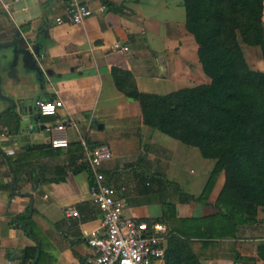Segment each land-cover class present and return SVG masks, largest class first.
Segmentation results:
<instances>
[{"label":"crops","instance_id":"0c3cea01","mask_svg":"<svg viewBox=\"0 0 264 264\" xmlns=\"http://www.w3.org/2000/svg\"><path fill=\"white\" fill-rule=\"evenodd\" d=\"M84 1L94 9L84 23L57 24L64 2L0 0V46L16 41L20 48L39 49L45 70L39 76L26 67L24 53L15 56L12 46L0 47L1 92L16 102L12 107L0 96V264L89 263L95 249L87 235L102 228V213L90 196L91 166L82 138L90 147H110L112 157L102 169L109 183L129 187L125 217H162L165 201L159 195L168 189L174 194L169 203L177 209L164 223L169 233L189 236L201 264H264L259 253L264 207L257 221L239 224L235 235L202 236L208 220L197 218L221 210L216 201L225 171L208 199L186 200L181 191L201 195L216 160L203 175L188 180L183 172L193 169L187 156L199 159L200 149L165 139L147 124L140 102L120 91L112 75L113 66L130 70L141 92L166 95L212 82L199 59L200 45L186 29L185 0H112L116 7ZM117 41L130 49L115 50ZM253 49L262 55L261 47ZM257 68L264 71L263 55ZM56 98L64 104L58 113L41 115L37 101ZM69 119L79 124L78 130L67 129L71 144L53 147L47 128ZM119 119L128 131L134 125V146L125 133L101 136L108 121ZM199 182L201 189L193 190ZM69 208L79 215L66 214Z\"/></svg>","mask_w":264,"mask_h":264},{"label":"trees","instance_id":"16d2710c","mask_svg":"<svg viewBox=\"0 0 264 264\" xmlns=\"http://www.w3.org/2000/svg\"><path fill=\"white\" fill-rule=\"evenodd\" d=\"M184 5L186 29L200 45L199 59L211 83L166 95L141 92L130 70L113 66L112 75L120 91L140 102L147 124L216 160L202 194H184L186 200L208 199L225 171L216 201L221 210L197 221L208 220L201 233L206 238L235 235L239 224L257 221L264 207V71L253 68L244 51L245 44L260 46L264 58V0H185ZM163 203L162 217L139 220L166 223L177 206ZM168 244L164 264H201L189 236L171 232ZM259 253L264 259V245Z\"/></svg>","mask_w":264,"mask_h":264},{"label":"built area","instance_id":"2783aa9c","mask_svg":"<svg viewBox=\"0 0 264 264\" xmlns=\"http://www.w3.org/2000/svg\"><path fill=\"white\" fill-rule=\"evenodd\" d=\"M64 2V13L55 19L57 24L71 22L84 23L94 9L84 0H58ZM115 50L128 51L130 46L121 41L113 45ZM61 99L38 100L41 115H55L63 106ZM79 124L72 119L58 122L47 128L50 144L53 147H68L71 140L67 129L78 130ZM88 156L92 174L89 187L91 199L102 213V228L89 232L88 245L95 250L88 264H157L164 260L168 251L169 229L161 221L149 222L127 218V185L109 183L103 171L104 162L112 157L111 149L104 143L90 147L81 139ZM66 214L79 215L77 210L66 209Z\"/></svg>","mask_w":264,"mask_h":264},{"label":"rangeland","instance_id":"374dc122","mask_svg":"<svg viewBox=\"0 0 264 264\" xmlns=\"http://www.w3.org/2000/svg\"><path fill=\"white\" fill-rule=\"evenodd\" d=\"M253 48H259L260 49L259 46H251V45L248 46V44H245L244 51H245V54H247V59L249 61V64L253 68H257L258 63L261 62L262 55H261L260 52H256V50L253 49ZM126 127H129V125L128 126H125L124 125V121H122L121 119H119V120H110V121H108V125L105 128V130H101L100 131V134L104 138H106V137H109V138L115 137V138H117V137H119V136H121L122 134L125 133L127 135V137H131V140H132V145L131 146H134L135 145V136L133 135V131L135 129L134 128V125H130L131 128L133 127V129H131L130 131H128V129H126ZM94 128L97 131H99L98 125L94 126ZM126 131H128V132L126 133ZM160 134L163 137H166L165 139L175 140V141L179 142V144L181 146H188V145H185L184 143H182L181 141L174 139L171 136H166L165 133H163V132H160ZM142 139H143V142H144L145 141L144 140L145 138H142ZM189 148L198 150L196 147L189 146ZM143 156H145V153L143 154ZM134 157L136 159L137 158V155H135ZM196 157L191 156V155L190 156H187V158H188L187 161L189 163V166H191L192 169H193V173H191L189 171L188 172H185V171L183 172V175L185 177H187L188 180L191 179V178H198V177H196L198 175H203V172L205 170H208L209 169V166H207V165H210L211 162H212L211 164H213L215 162L212 159L211 160L204 159L201 154L199 155V159H196ZM204 162H207V164H205ZM201 186H202V183L201 182H199L198 184L195 183V185L193 186L194 187L193 190L199 191L201 189ZM166 191L161 192L159 196H161L164 199L163 201L169 202V200L173 197L174 194L173 193H170L169 192L170 190L168 191V189ZM186 191H188V190L186 189ZM181 193L182 194H186L185 193V189L182 190Z\"/></svg>","mask_w":264,"mask_h":264},{"label":"water","instance_id":"95a60500","mask_svg":"<svg viewBox=\"0 0 264 264\" xmlns=\"http://www.w3.org/2000/svg\"><path fill=\"white\" fill-rule=\"evenodd\" d=\"M11 46L14 48L13 50H14V52L16 54L15 56H17V54L19 52L24 53V56H25V65H26V67L28 69L34 70V71H36V73L39 76L44 77L45 70L42 67V63H41V59H40L41 53H40V50L39 49H32L30 47L20 48L19 45H18V42H16V41H13V43L4 44L2 47H11ZM0 85H1V83H0ZM0 96H1L2 99L3 98H7L8 100H10L12 102V107L15 106V103L16 102L14 100H12V99H10V98L2 95L1 86H0ZM9 109L10 108H8L7 110H9Z\"/></svg>","mask_w":264,"mask_h":264}]
</instances>
